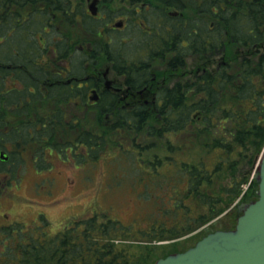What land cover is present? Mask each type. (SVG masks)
<instances>
[{
  "label": "rangeland",
  "instance_id": "374dc122",
  "mask_svg": "<svg viewBox=\"0 0 264 264\" xmlns=\"http://www.w3.org/2000/svg\"><path fill=\"white\" fill-rule=\"evenodd\" d=\"M90 3L91 0L87 1L85 7L87 8ZM106 5L101 6L100 17L97 19H100L99 23L103 25L108 22V25L105 29H101L99 36L92 35L93 33L86 29V25L81 20L70 22L65 18L55 19L53 28L46 32L36 34L31 30L26 35L27 39L38 36V47L42 52L35 63L41 64L40 67L45 69V72L49 70L51 75L53 72L57 73L60 67L66 66L71 67L73 74L80 75L87 70L90 72L93 68V62L87 58L100 60L98 67L104 70L108 62L103 58L108 51L118 55L126 53L134 59L148 39L152 42L160 39L159 35H155L158 32L157 24L161 23L160 16L163 12L174 10L170 8L167 11L162 5L153 4L154 9L142 5L141 13H136L134 5L122 0H112ZM142 16L148 29L136 23V20L139 21ZM188 17H194L193 13ZM117 21L124 22L122 29L109 28ZM146 29L150 31V35L146 33ZM18 34V31L9 29L4 33L1 31L0 47L7 51L10 49L7 46L14 42L23 47L24 42L17 36ZM64 36H66L69 56L56 58V52L52 50L54 42ZM89 40L94 42L90 43ZM17 50L15 47V51ZM90 51H93L91 57L88 54ZM173 54L175 51L170 52L165 59L168 60ZM5 55L7 58H0V66L7 67L13 65L11 62L20 61L9 58L7 53ZM53 59L55 61H52ZM185 61L184 66L173 69L174 67L165 65L167 62L162 58H156L152 60V71L158 78H166L165 83L170 86L176 82L184 86L197 80L200 73L212 70L218 64L225 62V56L222 53L211 54L208 57L189 55ZM111 73L114 75L112 71ZM12 78L6 75L1 87L4 91L0 90V111L4 112L0 115L1 120L3 117L6 121L5 124L3 121L0 122V149L10 157L6 162L0 161L2 168V171L0 170V250L6 248L18 251L12 240L22 238L23 232L16 228L11 231L13 227L20 226L23 230L29 229L34 235L49 234L52 235L49 237H53L72 221L85 220L97 214L119 218L122 223L136 231L148 228L149 222L153 223L159 218L167 219L169 227L182 221V215L187 218L186 211L176 216L170 210L175 200L173 185L177 184V190L184 192L189 186L188 176L183 179L181 171H177L176 168L169 170L171 165H165L161 170L166 172L168 177L163 179L164 182L160 185L157 182L160 178L147 176L146 169L151 170L149 159L160 156L164 157L167 164L169 155L174 152L177 145L184 146L178 152L182 159L196 162L199 155L197 145L193 144L197 142L193 131L198 126L203 127L201 118L189 124L187 130L159 133L158 127L164 117L158 112H146L144 123L140 119L139 123L132 120L128 127L119 117V114L126 112L107 115L93 108L78 112L74 102L51 98L48 89L42 87L44 80L41 81L40 88L42 92L46 91V98H43V93L42 97L35 94L25 105L23 96L12 94L15 92L13 87L21 86L14 75ZM200 96L198 92L190 90L188 99L197 101ZM11 97L12 101H8ZM186 102V105L190 104L189 100ZM136 124L139 126L137 130ZM86 132L94 135L100 133L104 136L103 138L99 136V142L90 145L87 141L79 139V136ZM259 155L260 153L253 167L245 166L243 163L238 166L240 169L244 167L245 174L239 176L236 167L237 176L234 178L240 179L248 175L250 181ZM208 163L212 166L210 161ZM232 178V171H229L215 178L213 185L206 190L208 192L211 190V194L227 199V203L220 202V205L218 203L221 208L225 206L221 213L209 217L207 222L181 237L166 238L152 243L173 244L181 250L193 244L198 237L208 231L233 227L238 215L236 202L241 201L242 193L238 196L232 194L229 187L232 185ZM248 184L249 182L245 183L242 189H247ZM200 200L204 201L203 197ZM190 202L193 208L192 215L203 213L204 209L200 201L199 205L198 202L197 204L194 201ZM165 207H167L166 211L163 210ZM175 210L178 211L180 208ZM39 211L45 213V216L39 215L41 218L36 220ZM42 222L47 228H43ZM26 237L30 238L29 235ZM114 243L118 248L126 247L133 254L131 259H136L141 252L144 254L148 252L149 248L145 246L150 242L114 240ZM173 250V246H170L164 252ZM157 255V253L153 255L151 264L156 261Z\"/></svg>",
  "mask_w": 264,
  "mask_h": 264
},
{
  "label": "trees",
  "instance_id": "16d2710c",
  "mask_svg": "<svg viewBox=\"0 0 264 264\" xmlns=\"http://www.w3.org/2000/svg\"><path fill=\"white\" fill-rule=\"evenodd\" d=\"M87 1L0 0V32L4 33L7 29L18 31L19 35L23 32L24 46L14 42L7 46L10 48L7 54L11 59H20L19 62H11L15 69L9 70L8 75L11 78L14 75V78L24 86L25 105L35 94L42 97L41 81L58 78L57 74L51 75L50 71L45 72V69L40 67L41 64L27 61L37 59L42 52L39 47L33 46V38L27 40L26 35L31 30L36 34L44 32L41 28L42 22L53 26L55 19L65 18L70 22L81 20L86 25V29L93 33L92 35L99 36L102 23L88 12L85 7ZM122 1L134 5L145 0ZM150 1L162 5L167 11L173 8V11L179 12V15H165L163 30L155 34L159 35L160 39H155L153 42L147 40L152 59L167 58L170 52L175 51V54L168 57L170 65L175 67L184 66L189 55L208 57L211 54L222 53L225 56V62L218 64L212 70L200 73L195 82L184 84L182 90L177 87L167 90L165 96L164 104L172 105L174 109L161 112L164 119L162 118V124L158 127L159 133L187 130L189 124L201 118L203 127L198 126L193 131L197 139L193 144L197 145L198 160L194 162L182 159L178 152L184 146L177 145L174 152L169 155L167 164L164 157L160 156L149 159L151 170L146 169L147 176L160 178L157 180L160 185L164 182L163 179L168 177L166 172L161 170L165 165H171L169 170L176 168L177 171H181L183 179L188 176L189 186L184 192L177 190V184L173 185L175 200L170 210L176 216L186 211L187 218L182 215L183 220L178 224H172L171 227L167 219L159 218L153 223L149 222L148 228L136 231L122 223L119 218L97 214L76 223L72 222L53 237H49L52 236L49 234L34 235L29 229L24 231L20 226L13 227L11 229L22 231L24 238L12 240L19 252L6 248L0 250V264H151L155 253L159 258L180 251L176 245L153 244L152 241L181 237L207 222L209 217H215L223 211L225 206L221 208L219 205L220 202L227 203V199L211 194V190L206 191L213 185L215 178L232 171L233 180L232 185L229 186L232 194L238 196L242 193V201L257 198V181L250 182L248 175L240 179L234 176H237L235 170L241 163L253 167L264 147V50H262L264 0ZM190 13H193L194 17H188ZM65 37L54 42L53 52H56V58L69 56ZM89 42L94 41L89 40ZM19 66L23 69H17ZM5 75L6 70L0 67V90ZM30 85L35 86V94H29L27 89ZM62 89H56V92L50 90L51 98L67 100L68 92H63ZM190 90L201 95L197 101L188 99ZM1 91H4V88ZM187 100L189 105H186ZM0 113L4 112L0 111ZM145 113L142 110L119 114V117L130 127L132 120L139 123L140 119L144 123ZM2 121L5 124L6 121L3 117L1 120L0 115V122ZM155 121L158 122L156 118ZM47 123L51 122L47 121ZM138 128L136 124V130ZM79 139L89 144L99 142L98 135L88 132L79 136ZM208 161L212 166L208 165ZM0 170L2 171V168ZM238 173L239 176L245 174L244 167L241 169L238 167ZM248 182L247 189L243 190L242 187ZM202 197L204 201L200 200ZM190 201L196 204L198 202V205L200 201L204 209L203 213L192 215L193 208ZM166 208L163 210L166 211ZM176 208L180 210L176 211ZM26 235L30 238H25ZM114 240L148 241L151 244L145 246L149 248L147 253L141 252L138 258L131 259L133 254L126 247L118 248ZM170 246H173L174 250L165 253L164 251Z\"/></svg>",
  "mask_w": 264,
  "mask_h": 264
},
{
  "label": "flooded vegetation",
  "instance_id": "af4514ba",
  "mask_svg": "<svg viewBox=\"0 0 264 264\" xmlns=\"http://www.w3.org/2000/svg\"><path fill=\"white\" fill-rule=\"evenodd\" d=\"M103 2V0H98V13L94 17L99 18L101 6H107L106 2H104L105 4ZM141 4L142 3L134 4L133 8L136 13H141L143 7ZM167 14L176 15L172 11H169ZM117 22H120L121 25H116ZM117 22H115L113 26L110 25L109 28L122 29L124 27L123 21ZM160 22L162 21L160 20ZM107 23H105V25L102 24L100 30L105 29V26L108 25ZM136 23L140 26H146V28L148 27L143 16L139 21L136 20ZM147 29L145 31L149 34L150 31H147ZM147 44L148 43L145 42L144 46L146 47L148 54L143 53L140 49L134 59L131 56H127L126 53L118 55L115 54V52L111 54L110 51H108V54L105 55L106 57L103 58L108 62L106 63L104 70L98 67L100 60L97 58H87L93 62V68L90 69V72L87 70V72L84 74L81 73L80 75L73 74L71 67H60V69L57 70V73L55 72L58 78L55 81H43V86H41L43 88L46 87L48 92L53 90L54 87L63 88L68 92L67 100L74 102L76 111L78 110V112L93 108L100 113H106L108 115L121 112L135 113L142 110L148 113H161L165 112L167 109H174V106L164 104L167 90H172L176 87L182 90L183 84L176 82L174 85L170 86L165 83L166 78L157 77L155 72L152 71V60L156 59L151 58V51L149 50L150 46ZM53 49H55V47H53L52 50ZM92 52L90 51V53H88L89 57L92 56ZM162 60L167 62L165 65L171 66L169 60H166L165 58H162ZM52 61H55V59ZM172 67L174 66H171V68ZM178 67L181 66H175L173 69ZM55 73L53 72V74ZM66 76L68 77L64 78ZM19 84L21 85L20 87L12 88L18 96L23 94L24 91L22 83L19 82ZM6 92L8 93V90H6ZM29 92L30 94L36 93L34 85L29 87ZM45 92L46 91L43 90L44 98H46ZM96 135H98V138L99 136H101V138L104 136V134L100 133H96ZM0 161L6 162L8 160ZM39 215L44 217L45 213L43 214L39 211L36 220L41 218ZM38 222L40 223V221ZM72 222L76 223L78 221ZM11 224L13 225L12 222ZM41 225H43V228H47L44 222H42ZM13 230L14 229H11V231ZM27 230L28 229H24V231Z\"/></svg>",
  "mask_w": 264,
  "mask_h": 264
},
{
  "label": "water",
  "instance_id": "95a60500",
  "mask_svg": "<svg viewBox=\"0 0 264 264\" xmlns=\"http://www.w3.org/2000/svg\"><path fill=\"white\" fill-rule=\"evenodd\" d=\"M96 3L92 0L89 6L93 14ZM0 158H8L5 151L0 150ZM253 177L258 182V197L238 205L234 228L211 231L187 249L158 258L155 264H264V149Z\"/></svg>",
  "mask_w": 264,
  "mask_h": 264
},
{
  "label": "bare ground",
  "instance_id": "6f19581e",
  "mask_svg": "<svg viewBox=\"0 0 264 264\" xmlns=\"http://www.w3.org/2000/svg\"><path fill=\"white\" fill-rule=\"evenodd\" d=\"M107 3V2H106ZM140 3H142L141 5H144V6H146L147 8L149 7V8H153L154 9V6H153V3L150 1V0H145L144 2H140ZM140 3H138V4H140ZM165 15H167V13H165V12H163V14L160 16V20L162 21L161 23H158L157 25H158V32H157V34H159L160 33V31H161V29H162V26L164 25V23H165ZM52 26H50V24H48V25H46L44 22H42L41 23V28H42V30L44 31V32H46V31H48V30H50V28H51ZM7 31V30H6ZM5 31V32H6ZM23 34V33H22ZM22 34L21 35H17V36H19L20 38H22ZM150 35V34H149ZM28 40V39H27ZM22 41L24 42V37L22 38ZM32 41H33V46L34 47H38V36H34L33 37V39H32ZM146 43H147V41H146ZM148 45V44H147ZM141 51L143 52V53H145V54H148L147 53V51H146V47L143 45V46H141ZM7 53V51H6V49H4V48H2V47H0V57H5V58H7V55H5ZM147 57H148V55H147ZM24 60H22V62H23ZM27 61H32V62H37L38 61V58L37 59H33V60H27ZM148 61H149V58H148ZM0 67H2L3 69H5L6 70V75H8V71L9 70H14L15 68V66H13V65H8L7 67H3V66H0ZM14 68V69H13ZM17 69H23L21 66H19ZM5 75V76H6ZM49 80H53V81H55V79L54 78H52V79H46V80H44V81H49ZM31 86V85H30ZM29 86V87H30ZM29 87H28V92H29ZM34 89H35V86H34ZM56 89L58 90V89H62L61 87H54L53 88V90H55L54 92H56ZM63 90V89H62ZM63 92H66L65 90H63ZM23 93H24V91H23ZM13 95H15V96H18L17 95V93L16 92H14V93H12ZM29 94H30V92H29ZM19 96H23V94H20ZM12 101V99L11 98H8V101Z\"/></svg>",
  "mask_w": 264,
  "mask_h": 264
}]
</instances>
